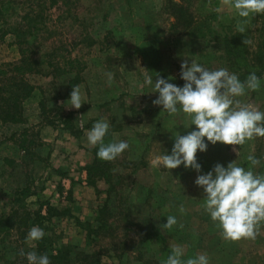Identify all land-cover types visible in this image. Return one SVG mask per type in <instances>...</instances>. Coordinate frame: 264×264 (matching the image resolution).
I'll return each mask as SVG.
<instances>
[{
    "label": "rangeland",
    "instance_id": "1",
    "mask_svg": "<svg viewBox=\"0 0 264 264\" xmlns=\"http://www.w3.org/2000/svg\"><path fill=\"white\" fill-rule=\"evenodd\" d=\"M5 1L2 19L5 16L7 24L0 20V30H8L10 34L0 43V64L20 60L16 37L11 33L19 17L31 13L37 16V40H34L33 33L25 38L28 45L39 47L35 58L60 48L69 50L68 58L76 60L80 66L79 86L85 104L77 110L71 108L70 97H64L71 75H46L53 69L64 68L60 59H45L53 64L52 68L42 65L41 75L27 76V80L37 87L36 95L43 102L44 109L42 113L39 108V116L30 110L31 124L27 129L34 138L30 152H19L12 165L0 160V218L11 211L22 215L23 207L34 212L42 205V214L46 205L60 210L72 208L64 191L66 188L49 162L52 152L49 139L52 137L46 136L44 131L40 134L43 127H50L46 124L48 122H53L52 130H66L68 125L61 119L69 114L74 131L71 135L77 141L70 144V151L73 149L76 157L81 153L85 156L87 152L92 153L100 173L93 174V186L87 179L95 202L91 220L77 217L80 209L81 214L89 217L82 206L71 209L81 223H90L91 228L81 229L73 219L54 218L43 224L48 230L45 236L53 245L77 247L82 253L92 254L90 242L96 237L93 219L97 209L107 203L109 226L103 236L109 239V249L96 253L101 264H163L171 253V246L177 245L184 248V260L206 253L209 264H264V226L256 240H225L203 207L204 190L195 183L199 174H207L218 163L227 167L237 160L240 166L248 168L249 153L261 160L254 171L264 174V138H256L243 146L212 145L205 138L208 150L197 153L201 173L183 165L173 170L156 166L153 164L156 156L171 154L175 136L198 129L192 125L191 117L182 112L174 117L163 111L162 106L154 105L159 94L155 93L154 84H144V73L149 71L153 81L159 74L164 79L171 77L169 82L183 87L185 82L180 73L185 58L195 59L210 70L226 67L244 81V74L249 69L231 58L224 45V39L230 37V33L242 34L252 40L251 45H245L244 58L257 75L260 71L257 66L264 64V51L259 50L264 14L255 16L247 31L240 33L236 29L240 18L234 9L225 7L218 13L215 9L221 0H195L189 3L191 27L201 26L202 31L212 33L200 40L185 34L182 21L174 15V6L186 5V0H57L58 10L50 8V0ZM58 13L63 18L57 22ZM108 73H112L111 83L108 82ZM258 77L260 90L248 92L241 99L264 111V74ZM91 107L96 110L89 112ZM99 116L106 118L111 125L105 137L106 144L124 140L130 145L115 161L99 159V146H90L87 141L90 126ZM3 131L0 127V142L5 138ZM2 156L0 152V159ZM107 175L111 187L103 179ZM50 180L51 185L47 183ZM24 188L29 189L30 196L22 204L15 203ZM37 193L42 196L37 197ZM181 205L186 209L184 214L179 212ZM167 215L178 219V225L172 230L161 226L166 224ZM32 219L31 216L30 224ZM31 228L12 229L1 236L6 241L0 244V255L2 252L6 255L3 259L0 257V264L14 258L15 264L24 262L21 250L27 253L36 243L33 242V246L26 243ZM87 233H90L89 239ZM122 242L124 248H121Z\"/></svg>",
    "mask_w": 264,
    "mask_h": 264
},
{
    "label": "clouds",
    "instance_id": "2",
    "mask_svg": "<svg viewBox=\"0 0 264 264\" xmlns=\"http://www.w3.org/2000/svg\"><path fill=\"white\" fill-rule=\"evenodd\" d=\"M225 7L234 9L240 18L236 22V29L240 33L247 31L255 16L264 14V0H221L215 11L219 13ZM243 43L251 45L253 42L244 39ZM180 76L185 82L183 87L169 82L171 77L164 79L158 74L153 81L149 71L144 73V84H154V91L159 94L153 104L162 106L163 111L170 116L175 117L182 112L191 117L192 125L198 129L175 136L171 154L156 156L154 165L167 170L178 169L183 165L186 169L201 173L197 153L208 150L205 138L212 145L221 143L230 146H243L256 138H264V111L241 99L248 92L260 90L261 80L255 71L241 81L236 73L226 67L210 70L195 59L185 58L181 63ZM108 77L111 83L112 73H108ZM68 102L71 108L77 110L85 104L79 85L73 86ZM110 127L108 121L100 120L87 133L89 145L99 146L97 157L106 162L115 161L130 148L124 140L105 143ZM233 151H236L235 147ZM247 161L250 164L248 168L240 166L237 160L230 162L227 167L218 163L207 174H199L195 181L204 190L205 211L221 230L220 234L225 240H256L264 226V174L254 171L261 160L249 153ZM179 212H186L183 205L179 207ZM166 217V224L161 225L164 229L172 230L178 225L176 216ZM179 227L183 228V225L179 224ZM44 236V230L34 226L27 234L26 243L33 246V242L40 241ZM20 255L26 256L28 264H51L46 253H25L21 250ZM184 256L182 246H171V253L163 264H209L206 253L186 260Z\"/></svg>",
    "mask_w": 264,
    "mask_h": 264
},
{
    "label": "trees",
    "instance_id": "3",
    "mask_svg": "<svg viewBox=\"0 0 264 264\" xmlns=\"http://www.w3.org/2000/svg\"><path fill=\"white\" fill-rule=\"evenodd\" d=\"M186 1H188L185 3L186 5L174 6V15L177 19L182 21L183 32H186L185 34H187L190 38L200 40L206 39L207 34H212L210 31H202L201 26L191 27L192 19L190 18L191 10L189 3H193L195 0ZM5 2V0H0V20H2L3 24H7L6 20H4L5 16L4 19H2V11L5 6ZM49 6L50 8L56 7L57 9V0H50ZM56 18L58 22L63 17L58 13ZM36 19L37 16H34L31 13H24L19 17V21L16 23L15 30H13L11 34L16 37L15 45L18 48L21 58L15 63L5 65L0 64V123L3 125H19L24 123L23 103L33 95L37 88L27 80V76L41 75L40 68L42 65L52 68L53 64L51 62L45 61V59H60L61 63L64 65L63 69H53L51 73L46 74L47 76H53L56 73L59 75H71V78L67 82L66 93L64 95L65 98L70 97L73 86L79 85L81 83V78L79 75L81 71L78 70L80 69L79 63L74 59L68 58L70 54L69 50L60 48L56 51H50L47 54L40 55L37 59L35 58L36 55L39 54V47H35L34 44L28 45L25 36L27 34L31 35L33 33L34 40H37V29H39V27L38 21ZM8 34H10L8 30H0V43L4 42V38ZM230 35V37H225L224 45L227 47L228 54L231 56V58H234L238 63H242L244 68L249 69V71L244 74L245 80L247 76L253 72V67H251L248 64V60L244 58L245 45L243 41L247 38L244 35L238 33H230ZM260 38L261 44L259 45V50L264 51V30H261ZM257 68L260 69V71L257 73L258 76L264 74V64L259 63ZM39 108L43 113L44 107L42 101L39 102ZM70 120V115L67 114V117L61 119V122L65 125H68V127L65 129L70 134L74 135L73 128L70 126ZM46 124H48L50 127L54 126L53 122H48ZM15 136L17 137V139H13L15 145L18 146L20 150H23L26 154L29 153L30 148L34 146V138L29 135V130L23 129L16 135H13V137ZM4 161L7 165L13 164V161L11 160L5 159ZM97 164L98 162L94 157L92 164L86 168L88 183H90L92 186L94 185V183L91 182L93 174L97 175L100 173V168ZM103 179L106 180V182L111 187L110 176L107 175L106 177H103ZM29 196V189H21L20 198L15 199L14 202L17 204H22ZM71 196V194H68L67 199L72 204L73 200ZM44 208V214H42L43 206L40 205L39 208L34 212H30L26 209V207H23L22 215H19L17 211H11L8 215H6V217L0 218V244L6 241V239H2V235L7 234L12 229L37 226L35 223H38V226L42 228L44 232H47L48 230L43 227V224L50 223L54 218L73 219L77 227L86 230L91 228L90 223H81V221H79V219L73 215L70 207H64L62 210H60L57 207L46 205ZM108 210V204L104 203L97 209L96 215L94 217V223L96 225V231L94 233L96 234V237L90 242L93 249L92 254L82 253V251H80L77 247H70L63 244L60 245V247L53 245L48 236H44L40 241H36L34 247L28 249L27 252L35 251L37 254L46 253L49 256L51 264H101L99 259L96 257V253L100 252L101 250L105 251L109 249L107 243V240L109 241V239L103 236V233H105V228L109 226V224L107 225ZM31 216L33 217V223L30 224ZM84 226L86 228H84ZM89 237L90 233H87L86 238L89 239ZM121 246V248H124L125 243L122 242ZM5 255L6 254L2 252L0 255L1 259H3ZM15 255H17V252ZM101 255H103V253ZM14 259L13 261H9L6 264H15L17 261L16 258ZM22 264H28L26 256Z\"/></svg>",
    "mask_w": 264,
    "mask_h": 264
},
{
    "label": "crops",
    "instance_id": "4",
    "mask_svg": "<svg viewBox=\"0 0 264 264\" xmlns=\"http://www.w3.org/2000/svg\"><path fill=\"white\" fill-rule=\"evenodd\" d=\"M39 102L40 99H38L36 95V91L33 93V95L24 101L23 103V109H24V123L19 125H13V124H6L3 125L0 123V127L4 130V140L3 142H0V152L3 155L1 161L6 160H14L16 161L18 158L19 152L24 153L23 150H20L18 146L15 145L13 141V135H16L23 129H27L30 126L31 116H30V110L33 111L34 115L39 116ZM95 107H91L90 111H95ZM39 119V118H38ZM106 118L100 117L96 118L93 121V124L100 120H105ZM39 123V121H38ZM90 128H92L90 126ZM88 128V129H90ZM45 133L46 136H48L49 141L52 143L51 153H50V164L53 170L55 171L56 177L59 181L62 182V184L65 186L66 194L72 195V208L75 210V207L78 208V206H82L83 209L87 211V214L89 217L84 214H81L80 209L78 211L77 217L79 219L84 220H91V216L93 213V207H95V202L93 201V196L90 194V187L87 184V173L86 168L92 164L94 157L92 156V153L87 152V156H85L84 153H81L80 157H76L73 149L70 151V144L73 142L76 143V138L74 140V137L66 130H52L50 127H43L40 130ZM7 133V134H6ZM66 134V136L64 135ZM71 135V136H70ZM43 137H41L42 139ZM65 140H64V139ZM45 141V139H42ZM78 140V139H77ZM20 155V154H19ZM74 157V158H73ZM5 162V161H4ZM14 163V162H13ZM51 185L52 180L47 182ZM37 197H41L42 195L37 193L35 194ZM71 208V209H72ZM81 214V215H80ZM75 215V213L73 214ZM94 220V219H93Z\"/></svg>",
    "mask_w": 264,
    "mask_h": 264
}]
</instances>
